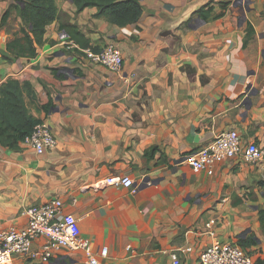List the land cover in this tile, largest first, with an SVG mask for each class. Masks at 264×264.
I'll return each instance as SVG.
<instances>
[{"label":"crops","instance_id":"obj_1","mask_svg":"<svg viewBox=\"0 0 264 264\" xmlns=\"http://www.w3.org/2000/svg\"><path fill=\"white\" fill-rule=\"evenodd\" d=\"M234 1L141 0L137 22L120 27L96 7L77 11L63 0L36 56L7 60L21 23L13 10L0 25V84L19 80L56 145L43 154L26 143L0 148V231L24 227L26 207L60 199L99 264H173L172 250L180 264H199L212 241L248 237L245 249L264 260V165L233 158L194 172L187 160L227 129L264 145V0ZM14 3L0 0V23ZM206 5L214 10L203 20L196 11ZM64 24L92 49L116 44L121 68L57 46ZM113 175L131 177L137 190L97 186ZM11 264L40 263L17 255ZM45 264L88 261L63 249Z\"/></svg>","mask_w":264,"mask_h":264},{"label":"built area","instance_id":"obj_2","mask_svg":"<svg viewBox=\"0 0 264 264\" xmlns=\"http://www.w3.org/2000/svg\"><path fill=\"white\" fill-rule=\"evenodd\" d=\"M56 45L63 49H78L92 62L110 70H119L123 62L121 50L116 44L108 43L96 51L90 47H80L64 30L59 31ZM24 143L31 146L37 154H43L55 147L56 139L48 123L40 121L25 138ZM233 158L264 165V145L255 142L243 143L237 130L227 129L218 133L211 143L191 153L187 160L191 169L199 172L209 169L215 163ZM102 185L124 186L132 192L137 190V185L127 175L106 177L101 183H97L98 187ZM23 213L27 217L24 227L10 226L0 231V264H11L17 255L45 264L63 249L80 251L88 264H99L91 243L80 235L76 217L62 212L60 199L31 205ZM214 222L215 220H210V224ZM209 232L212 234V230ZM35 242L37 246L33 247ZM179 250L189 251L191 248L186 246ZM169 255L173 264H180L177 250L169 251ZM198 261L199 264H255V258L231 240L212 241L199 251Z\"/></svg>","mask_w":264,"mask_h":264},{"label":"trees","instance_id":"obj_3","mask_svg":"<svg viewBox=\"0 0 264 264\" xmlns=\"http://www.w3.org/2000/svg\"><path fill=\"white\" fill-rule=\"evenodd\" d=\"M72 2L77 11L86 7H96V17H103L120 27L137 22L143 10L141 0H72ZM226 6L222 5L223 8L217 16L224 14ZM13 10H16L21 19L19 34L6 43L5 49L13 55H6L3 51L2 56L7 60L20 56L35 57L38 47L45 41L46 27L60 16L56 0H15V3L3 13L0 25L6 23ZM213 10V6L206 5L196 12L201 19L208 20ZM63 28L69 38L80 44V47L88 46L87 41L82 42L80 39L83 35L75 25L64 24ZM251 35L252 29L248 26L245 44ZM39 122L27 108L23 97V85L19 80L9 77L3 81L0 84V148H18ZM258 217L264 230V209L258 210ZM238 244L245 249L253 245L254 241L252 237L239 238ZM255 264H264V260L258 258Z\"/></svg>","mask_w":264,"mask_h":264},{"label":"rangeland","instance_id":"obj_4","mask_svg":"<svg viewBox=\"0 0 264 264\" xmlns=\"http://www.w3.org/2000/svg\"><path fill=\"white\" fill-rule=\"evenodd\" d=\"M58 4H62L63 0H56Z\"/></svg>","mask_w":264,"mask_h":264},{"label":"water","instance_id":"obj_5","mask_svg":"<svg viewBox=\"0 0 264 264\" xmlns=\"http://www.w3.org/2000/svg\"><path fill=\"white\" fill-rule=\"evenodd\" d=\"M236 1H237V0H235V1L233 2V4H236ZM146 180H148V178H145V181H146Z\"/></svg>","mask_w":264,"mask_h":264}]
</instances>
